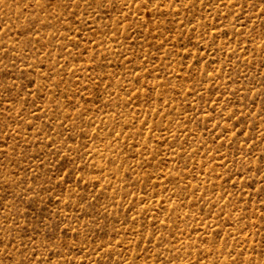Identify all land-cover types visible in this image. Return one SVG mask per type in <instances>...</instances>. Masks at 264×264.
<instances>
[{"label": "rangeland", "instance_id": "rangeland-1", "mask_svg": "<svg viewBox=\"0 0 264 264\" xmlns=\"http://www.w3.org/2000/svg\"><path fill=\"white\" fill-rule=\"evenodd\" d=\"M0 264H264V0H0Z\"/></svg>", "mask_w": 264, "mask_h": 264}]
</instances>
